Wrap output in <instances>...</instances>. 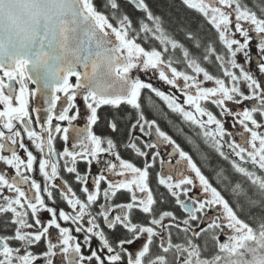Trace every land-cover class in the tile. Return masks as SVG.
Here are the masks:
<instances>
[{
  "label": "snow or ice",
  "instance_id": "snow-or-ice-1",
  "mask_svg": "<svg viewBox=\"0 0 264 264\" xmlns=\"http://www.w3.org/2000/svg\"><path fill=\"white\" fill-rule=\"evenodd\" d=\"M74 3L51 36L44 23L33 61L0 55V264H222L243 251L264 225V0ZM82 24L106 54L67 47ZM157 25L196 67L169 58ZM45 49L68 68L50 89L28 71L47 75ZM142 90L189 125L195 138L168 121L200 163L147 117Z\"/></svg>",
  "mask_w": 264,
  "mask_h": 264
},
{
  "label": "clouds",
  "instance_id": "clouds-1",
  "mask_svg": "<svg viewBox=\"0 0 264 264\" xmlns=\"http://www.w3.org/2000/svg\"><path fill=\"white\" fill-rule=\"evenodd\" d=\"M76 7L74 0H4L0 6V55L6 59L23 56L24 50L38 42L37 34L46 21L51 36L55 19L70 18ZM56 42L58 48L63 44L59 35ZM67 47L75 45L69 42ZM249 264H264V253L250 257Z\"/></svg>",
  "mask_w": 264,
  "mask_h": 264
},
{
  "label": "flooded vegetation",
  "instance_id": "flooded-vegetation-1",
  "mask_svg": "<svg viewBox=\"0 0 264 264\" xmlns=\"http://www.w3.org/2000/svg\"><path fill=\"white\" fill-rule=\"evenodd\" d=\"M249 3H251L250 0H249ZM153 35L156 37V39L158 41H160L161 46L165 47L166 51L168 52L169 58L173 59L174 62H182L183 64H187L189 67H192V68L197 66V62L199 60V57H193L189 53V50L187 49V47L185 45L181 44L175 38V36H173L170 32H168L165 29L160 28L157 25L156 26V32L153 33ZM206 51H209V52L211 51L210 45L206 49ZM204 59H207V57H204ZM0 75H2V73H0ZM74 82H75V78L74 77L70 78V83H74ZM30 87H33V86L30 85ZM157 87H160L162 90H165L167 92V88L165 86L158 84ZM153 101H155L156 103H158L162 107L165 114L167 115V119L158 118V117L154 116V114L152 113V111L150 109V105ZM30 103H31V106H35V101H31ZM79 103L82 106V101H79ZM139 103H141L142 110L146 112L147 117L149 119H157L159 126L165 132H167L170 136H172L179 144H181V146L184 148V150L188 151L193 156V158L197 161V163H200L199 157L191 149V147L187 143L186 139L183 136L178 135L177 132L174 131L173 128L168 123L169 120L173 121L176 125L179 126V130L181 132H183L186 136H190V137L195 138V133L192 131V129L189 127V125L186 124L182 120V118L179 115L172 113L167 108V106L164 104V102L162 100H160L158 97H156L154 93H150L148 90H142V95L139 99ZM77 123L80 125H83L84 121L78 120ZM145 139H147V138H145ZM198 142L202 144V141H198ZM205 173L210 178H212L211 182L215 185L216 181L214 179V174L212 172H209L207 169H205ZM154 182L155 181L153 180V183ZM220 190L223 192V194L226 197H229V198H232L233 200H235V196L233 194H231L230 190L225 191L223 188H221ZM255 223H256V225L260 224L261 223L260 219H256ZM172 231L175 234V229H173ZM252 233H253L252 237L248 240V242L245 245L242 246L243 251L238 252V254H236L235 256L229 257L226 261H222V264H249V260L251 257L250 249H251V246L254 242L255 236H257L255 230ZM208 237L210 239H214V235H213L211 230H209ZM221 239H223V237H221ZM189 243L191 244V241H189ZM260 252H263V250H261ZM177 255H180V253L177 252ZM217 259H218V257H214L211 261L206 262V264H216ZM201 264H205V262H201Z\"/></svg>",
  "mask_w": 264,
  "mask_h": 264
},
{
  "label": "water",
  "instance_id": "water-1",
  "mask_svg": "<svg viewBox=\"0 0 264 264\" xmlns=\"http://www.w3.org/2000/svg\"><path fill=\"white\" fill-rule=\"evenodd\" d=\"M88 28H90V26L87 24H82L75 27L74 33L71 34L75 38L74 45L79 44L81 47H86L88 52L92 56H95L97 52L106 54L108 51L107 39L105 37L100 36L99 34H97L96 39L88 38L84 34V29H88ZM37 49H38V42L34 44L33 48L24 50L23 56L29 59L30 61H33L37 54ZM45 50H48L50 53V59L48 61L49 70L47 72V75H45L43 70L40 73L35 72L31 64L28 66V71L30 76L37 78L38 83L42 85H47V87L50 89L54 86V84L59 82V74H62L64 71L68 70V68L63 61L52 58L54 54V49H45ZM41 103L43 104L42 99L40 100L39 106Z\"/></svg>",
  "mask_w": 264,
  "mask_h": 264
},
{
  "label": "rangeland",
  "instance_id": "rangeland-1",
  "mask_svg": "<svg viewBox=\"0 0 264 264\" xmlns=\"http://www.w3.org/2000/svg\"><path fill=\"white\" fill-rule=\"evenodd\" d=\"M261 233L262 232H260V234H256L259 236H255L254 242H253L251 249H250L251 257L255 256L257 254H262V252H260L261 250H263V253H264V235H261ZM252 235H253V233H252Z\"/></svg>",
  "mask_w": 264,
  "mask_h": 264
},
{
  "label": "trees",
  "instance_id": "trees-1",
  "mask_svg": "<svg viewBox=\"0 0 264 264\" xmlns=\"http://www.w3.org/2000/svg\"><path fill=\"white\" fill-rule=\"evenodd\" d=\"M250 2H251V0H250ZM148 3L151 5L152 3H153V0H148ZM175 3L178 5L179 4V0H175ZM173 11L175 12V11H179V9L178 8H176V9H173ZM105 14H107V13H105ZM133 19H135V17H133ZM113 23H114V21H113ZM166 30V29H165ZM168 32H170V31H168ZM173 36H174V34L172 33V32H170ZM187 33H185V35H186ZM259 210L258 209H253V214L255 215L257 212H258ZM250 219H252L251 217H250ZM257 219H260L259 217H257Z\"/></svg>",
  "mask_w": 264,
  "mask_h": 264
}]
</instances>
